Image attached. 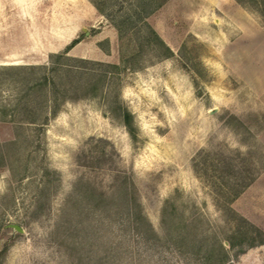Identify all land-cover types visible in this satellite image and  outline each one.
<instances>
[{"label":"rangeland","instance_id":"obj_1","mask_svg":"<svg viewBox=\"0 0 264 264\" xmlns=\"http://www.w3.org/2000/svg\"><path fill=\"white\" fill-rule=\"evenodd\" d=\"M0 264H264V0H0Z\"/></svg>","mask_w":264,"mask_h":264},{"label":"trees","instance_id":"obj_2","mask_svg":"<svg viewBox=\"0 0 264 264\" xmlns=\"http://www.w3.org/2000/svg\"><path fill=\"white\" fill-rule=\"evenodd\" d=\"M72 67V66H71ZM57 67H53L51 68L52 71L56 70ZM68 68V67H67ZM72 69V68H69V70ZM77 69V68H76ZM38 86L41 85V83H38L37 84ZM61 101V100H60ZM57 98H55L53 100V111H52V115H56V113L58 112V109L60 107V104L62 102H60ZM123 119H124V123H125V126L126 128L128 129V132L131 134L132 137H134V129L132 127V124H131V114L129 112H126L123 116Z\"/></svg>","mask_w":264,"mask_h":264},{"label":"water","instance_id":"obj_3","mask_svg":"<svg viewBox=\"0 0 264 264\" xmlns=\"http://www.w3.org/2000/svg\"><path fill=\"white\" fill-rule=\"evenodd\" d=\"M15 228H16L17 230H19V231H22V229H21L19 226H17V225H15Z\"/></svg>","mask_w":264,"mask_h":264}]
</instances>
